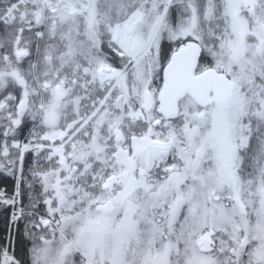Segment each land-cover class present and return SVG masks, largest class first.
Instances as JSON below:
<instances>
[{"label": "snow or ice", "instance_id": "snow-or-ice-1", "mask_svg": "<svg viewBox=\"0 0 264 264\" xmlns=\"http://www.w3.org/2000/svg\"><path fill=\"white\" fill-rule=\"evenodd\" d=\"M9 180L0 264H264V0H0Z\"/></svg>", "mask_w": 264, "mask_h": 264}, {"label": "trees", "instance_id": "trees-1", "mask_svg": "<svg viewBox=\"0 0 264 264\" xmlns=\"http://www.w3.org/2000/svg\"><path fill=\"white\" fill-rule=\"evenodd\" d=\"M0 187L5 188L9 193H11L13 191V184L11 182V180H9L7 183H3L2 181H0ZM7 220L5 218V216L0 213V244H2L6 238L7 235ZM25 243L24 241L21 239V241L19 242L18 246H17V254L19 256H21V258L24 257V248H25Z\"/></svg>", "mask_w": 264, "mask_h": 264}]
</instances>
